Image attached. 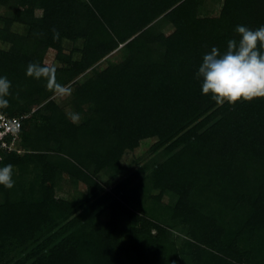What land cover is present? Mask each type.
Returning a JSON list of instances; mask_svg holds the SVG:
<instances>
[{
	"label": "trees",
	"instance_id": "obj_1",
	"mask_svg": "<svg viewBox=\"0 0 264 264\" xmlns=\"http://www.w3.org/2000/svg\"><path fill=\"white\" fill-rule=\"evenodd\" d=\"M237 25L264 26V0H0V110L27 116L0 264H264V98L219 105L195 78Z\"/></svg>",
	"mask_w": 264,
	"mask_h": 264
},
{
	"label": "clouds",
	"instance_id": "obj_2",
	"mask_svg": "<svg viewBox=\"0 0 264 264\" xmlns=\"http://www.w3.org/2000/svg\"><path fill=\"white\" fill-rule=\"evenodd\" d=\"M53 39L59 40V32L53 28ZM235 33L238 39L227 41L226 50L221 53L213 47L203 55L202 64L195 78L202 80L201 90L205 96H211L219 105L238 102H251L264 98V26L252 30L246 26L237 25ZM56 68L30 63L26 75L37 80L45 79L46 87L56 96L70 94L71 89L61 85L55 78ZM11 82L7 77H0V107H6L10 95ZM73 119H78L74 114ZM13 165L0 168V185L11 189Z\"/></svg>",
	"mask_w": 264,
	"mask_h": 264
},
{
	"label": "built area",
	"instance_id": "obj_3",
	"mask_svg": "<svg viewBox=\"0 0 264 264\" xmlns=\"http://www.w3.org/2000/svg\"><path fill=\"white\" fill-rule=\"evenodd\" d=\"M23 117H9L0 110V162L4 159V153L18 152L21 140Z\"/></svg>",
	"mask_w": 264,
	"mask_h": 264
},
{
	"label": "rangeland",
	"instance_id": "obj_4",
	"mask_svg": "<svg viewBox=\"0 0 264 264\" xmlns=\"http://www.w3.org/2000/svg\"><path fill=\"white\" fill-rule=\"evenodd\" d=\"M219 6L220 5L218 4L217 9L219 8ZM167 31L170 32V29L169 30L167 29ZM120 54H121V51H118L116 54H114L112 56L113 57L112 59L116 60L117 57H118V59H120V57H121ZM53 55H54V53L50 54V58H49L50 60L53 57ZM103 67H105V66L103 65L102 68ZM69 95L70 94L62 96V97L56 96L55 100L61 104L62 102L66 101L68 99ZM150 145H151V141H144L143 145L140 148H138L134 154H128L127 156L124 157V159H123L124 165H127L128 163H130L132 160H134L136 158H138L141 161L146 160L148 158V155H149L148 149H149ZM133 169H134V167H133ZM73 192L74 191L72 190V188L68 184H64L63 188L58 190V195L60 197L70 199L74 195Z\"/></svg>",
	"mask_w": 264,
	"mask_h": 264
}]
</instances>
